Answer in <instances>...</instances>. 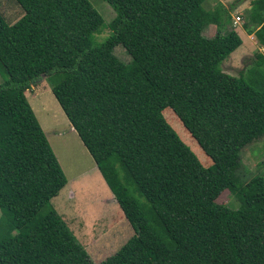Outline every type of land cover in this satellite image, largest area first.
Wrapping results in <instances>:
<instances>
[{
    "label": "trees",
    "instance_id": "trees-1",
    "mask_svg": "<svg viewBox=\"0 0 264 264\" xmlns=\"http://www.w3.org/2000/svg\"><path fill=\"white\" fill-rule=\"evenodd\" d=\"M104 1L115 16L97 44L90 0H16L13 24L0 11V264H216L218 235L234 264H264V174H239L264 137V0L246 26L263 50L238 75L222 64L244 43L231 11L245 0ZM43 76L135 230L99 263L51 204L68 178L26 95ZM225 190L238 207L218 201Z\"/></svg>",
    "mask_w": 264,
    "mask_h": 264
},
{
    "label": "rangeland",
    "instance_id": "rangeland-1",
    "mask_svg": "<svg viewBox=\"0 0 264 264\" xmlns=\"http://www.w3.org/2000/svg\"><path fill=\"white\" fill-rule=\"evenodd\" d=\"M90 1L98 8L105 19V26L101 32L96 33L94 36V42L97 44L103 42L112 34L108 23L114 18L115 11L107 1ZM219 1L230 7L237 0ZM250 1L245 0L237 3L231 11L233 26L237 27V30L242 34L244 39V43L222 64L223 69L232 75H238L241 69L250 66L257 52L263 50L255 35L250 33L246 28L250 24L248 18ZM216 2L218 0H212L213 4ZM15 3L16 0L13 1L12 5ZM16 5L18 4L16 3ZM17 10L15 9L14 13L21 12L20 8ZM238 15L241 16V20H239ZM16 17L17 15L9 20L14 21ZM216 31V25L209 24L205 28L204 34L212 37L216 34ZM115 51L125 62L131 60V56L123 46L119 45ZM0 69L2 73L6 74L1 63ZM3 76L5 78V75ZM40 82H47L49 88L38 86V89L41 88L42 90L39 93V99H36L35 96H32V92L36 87L34 86L32 90L27 91L29 93L27 97L68 178L67 185L58 196L51 200V204L61 215L65 216L64 219L67 216L72 217L70 215L78 214L75 219L73 217V225L71 226L69 223L68 225L87 248L92 260L96 263L102 262L115 254L135 234V230L126 219L123 209L115 198L113 191L107 182H103L102 178L104 179V177L101 171L99 170L102 177L95 171L96 167L94 166H97L96 161L82 142L78 132L73 129L71 122L65 123L67 116H65L63 108L57 98H55L47 76L41 77L37 84ZM164 115L177 130L181 138L197 154L199 159L205 165H210L212 161L190 135L173 109L170 107L166 108ZM242 159L243 166L240 168L239 174L244 181H248L257 174H264V137L246 146L242 151ZM84 172H89L91 176L85 177L84 181H82L79 177L80 173L83 174ZM73 181L74 183L81 182L78 189H71ZM108 191L111 193L110 195ZM218 201L233 207H238L240 204L236 196L229 190H225L219 196ZM77 211L79 212L77 213ZM67 222H70V220L67 219ZM216 240V264H234L223 236L218 235Z\"/></svg>",
    "mask_w": 264,
    "mask_h": 264
},
{
    "label": "crops",
    "instance_id": "crops-1",
    "mask_svg": "<svg viewBox=\"0 0 264 264\" xmlns=\"http://www.w3.org/2000/svg\"><path fill=\"white\" fill-rule=\"evenodd\" d=\"M13 1L14 0H0V11L4 14V16L6 17V19H7V21L10 23V24H13V23H15L19 18H21L22 16H23V10H22V8L20 7V6H18V5H16V3L15 4H13L12 5V3H13ZM10 3H11V5H10ZM18 8H20L21 9V12L20 13H14V11H15V9L17 10ZM5 10H7V11H5ZM18 11V10H17ZM17 15V17H16V19L13 21V20H9L10 18H13L14 16H16ZM4 74L1 72V69H0V84L1 83H3V81H4V76H3ZM34 86H36L35 87V90L32 92L33 94H32V96H35L36 97V99H39V93H40V91L42 90L41 88H45V87H47V88H49L48 87V85H47V82H45V83H42V82H40L39 84H36V85H33V87L31 88V90L34 88ZM38 86H41V88L40 89H38ZM27 94H29L28 92H26V95ZM56 98V97H55ZM65 114V113H64ZM65 116H66V114H65ZM67 121H65V123H68V122H70V120L68 119V117H67V119H66ZM69 120V121H68ZM73 129L74 130H76L75 128H74V126H73ZM83 142V141H82ZM85 145V144H84ZM87 148V147H86ZM90 152V151H89ZM97 164V163H96ZM94 167H96L95 168V171H97L98 172V174H99V176H101L102 177V175H101V173H100V169H99V167H98V165L96 166H94ZM93 167V168H94ZM81 174V175H80ZM79 175H80V177H79V179L80 180H82V181H84V178L85 177H90L91 176V174L89 173V172H84L83 174L82 173H80ZM78 175V176H79ZM102 180H103V182L105 183L106 181L102 178ZM81 182L80 181H78L77 183H74V181H73V183L71 184V189L73 190V189H78V187L81 185L80 184ZM75 184V185H74ZM67 185V184H66ZM61 192V191H60ZM72 193V192H71ZM108 194L110 195L111 193L108 191ZM58 196V195H57ZM111 196H113V195H111ZM55 198V197H54ZM79 211H77V213H78ZM70 216H72V217H66L65 218V220H66V222H67V219H69L70 220V222H67V223H69L71 226L73 225V217H74V219H75V217H77L78 216V214H73V215H70ZM62 217L64 218L65 216L64 215H62ZM127 219V218H126ZM128 220V219H127ZM129 222V221H128ZM130 223V222H129ZM127 242V241H126Z\"/></svg>",
    "mask_w": 264,
    "mask_h": 264
},
{
    "label": "built area",
    "instance_id": "built-area-1",
    "mask_svg": "<svg viewBox=\"0 0 264 264\" xmlns=\"http://www.w3.org/2000/svg\"><path fill=\"white\" fill-rule=\"evenodd\" d=\"M239 20H240V17L238 16Z\"/></svg>",
    "mask_w": 264,
    "mask_h": 264
}]
</instances>
